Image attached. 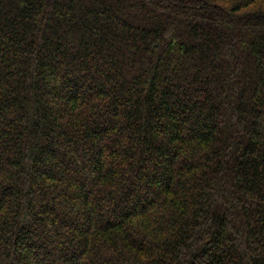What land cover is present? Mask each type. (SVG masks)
I'll return each instance as SVG.
<instances>
[{"label": "trees", "instance_id": "obj_1", "mask_svg": "<svg viewBox=\"0 0 264 264\" xmlns=\"http://www.w3.org/2000/svg\"><path fill=\"white\" fill-rule=\"evenodd\" d=\"M0 264H264V0H0Z\"/></svg>", "mask_w": 264, "mask_h": 264}, {"label": "rangeland", "instance_id": "obj_2", "mask_svg": "<svg viewBox=\"0 0 264 264\" xmlns=\"http://www.w3.org/2000/svg\"><path fill=\"white\" fill-rule=\"evenodd\" d=\"M59 204V203H58ZM67 232V231H66ZM51 246H53L55 249H56V247H58L59 245L58 244H51Z\"/></svg>", "mask_w": 264, "mask_h": 264}]
</instances>
